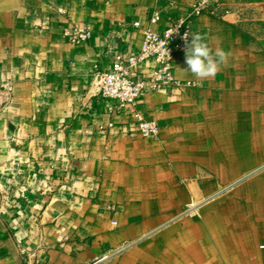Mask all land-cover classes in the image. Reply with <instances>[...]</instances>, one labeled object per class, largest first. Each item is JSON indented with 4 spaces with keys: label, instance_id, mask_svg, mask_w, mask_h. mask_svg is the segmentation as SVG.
Here are the masks:
<instances>
[{
    "label": "crops",
    "instance_id": "0c3cea01",
    "mask_svg": "<svg viewBox=\"0 0 264 264\" xmlns=\"http://www.w3.org/2000/svg\"><path fill=\"white\" fill-rule=\"evenodd\" d=\"M193 1L0 0V264H85L125 243L104 264H264V0L193 22L228 59L201 80L175 52L182 85L136 106L157 136L99 95L97 70L142 41L133 23Z\"/></svg>",
    "mask_w": 264,
    "mask_h": 264
},
{
    "label": "built area",
    "instance_id": "2783aa9c",
    "mask_svg": "<svg viewBox=\"0 0 264 264\" xmlns=\"http://www.w3.org/2000/svg\"><path fill=\"white\" fill-rule=\"evenodd\" d=\"M169 6L172 14L165 24H161L157 10L149 15L146 22H134L133 26L142 30L141 43L132 51L117 54L108 72H96L99 95L107 104L109 112L131 110L132 120L127 124V130L142 138L157 136L159 127L156 121L145 119L136 110L139 98L147 93L182 85L173 75L174 54L177 50L185 48L184 35L186 32L192 33L193 22L202 14H216L219 2L195 0L187 5L169 2ZM66 35L72 41L83 42L90 37L91 32L88 28L75 27L67 30ZM188 39L190 40L191 36ZM147 63H152L151 68L142 70L141 67ZM206 201L189 204L184 213H196L197 208ZM107 208L112 209L113 205ZM128 246L130 244L125 243L85 264H104ZM21 253H26V250L21 249Z\"/></svg>",
    "mask_w": 264,
    "mask_h": 264
},
{
    "label": "clouds",
    "instance_id": "9594fccd",
    "mask_svg": "<svg viewBox=\"0 0 264 264\" xmlns=\"http://www.w3.org/2000/svg\"><path fill=\"white\" fill-rule=\"evenodd\" d=\"M184 41L185 63L188 66L184 71L191 72L198 79L214 77L221 65L226 64L229 54L219 48L213 51L201 34L186 32Z\"/></svg>",
    "mask_w": 264,
    "mask_h": 264
},
{
    "label": "rangeland",
    "instance_id": "374dc122",
    "mask_svg": "<svg viewBox=\"0 0 264 264\" xmlns=\"http://www.w3.org/2000/svg\"><path fill=\"white\" fill-rule=\"evenodd\" d=\"M194 1H195V0H194ZM194 1H193V2H194ZM190 3H192V2H190Z\"/></svg>",
    "mask_w": 264,
    "mask_h": 264
}]
</instances>
